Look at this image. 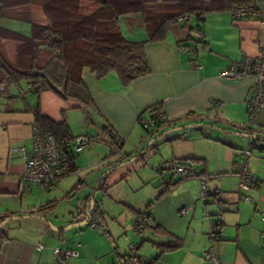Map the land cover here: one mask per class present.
Here are the masks:
<instances>
[{"label":"crops","instance_id":"crops-1","mask_svg":"<svg viewBox=\"0 0 264 264\" xmlns=\"http://www.w3.org/2000/svg\"><path fill=\"white\" fill-rule=\"evenodd\" d=\"M33 23H47L41 4L35 0H0L1 62L13 65L11 51H19L15 38L5 32L28 37ZM118 25L127 40L145 42L149 71L121 84L115 73L97 79L89 68H83L81 78L92 107L62 99L51 90L23 91L21 81L14 85L15 90L0 97V218L16 217L2 226L5 238L0 245V264H59L52 253L57 246L78 253L61 264H116L129 253V247L123 255L117 251L114 257L110 247L117 248V243L97 234L100 228L67 227L87 214L99 176L132 159L159 134L162 136L156 146L151 145L137 159L143 165L151 163L141 172V187L148 193L143 204L122 197L126 195L120 186L127 168H121L123 172L117 178L106 179L104 188H97L101 191L98 198L94 193V204L102 212L107 231L106 216L129 225L148 207L151 224L133 243L148 263L208 264L203 252L209 245L206 234L210 220L219 224L220 240L214 247L220 264H264V148L252 147L254 141L264 146V140H254L240 129L247 121L245 100L251 81L226 80L218 75L243 56L258 54L257 22L235 21L227 9L211 10L204 16L201 40L191 36V18L178 22L157 41H147L148 29L138 15L123 17ZM181 41L195 48L201 68H191L188 56L179 48ZM36 112L55 123L65 121L73 142L85 135L93 140L75 154V171L60 178L51 190L42 184L20 181L25 157L18 148L30 152ZM153 112L162 114L165 123L148 133L139 126L138 118H148ZM257 125L264 137V111ZM105 126L116 138L104 130ZM109 151L117 154L113 163ZM246 151H250L249 157ZM247 159L249 173L258 183L242 191L237 174ZM167 160L183 162L185 170L198 175L180 180L172 173L155 175V167ZM202 181L208 190L204 200L199 197ZM77 184L82 185L76 193L73 189ZM103 196L126 205L133 215L124 214L123 220H117L115 213L103 206ZM60 204L65 209L55 215ZM118 207L122 206H117V212L121 210ZM183 208L186 214L178 215ZM28 215L42 216L51 225L40 218L24 217ZM51 226L66 229L55 231ZM163 246L172 248L162 250Z\"/></svg>","mask_w":264,"mask_h":264},{"label":"trees","instance_id":"trees-1","mask_svg":"<svg viewBox=\"0 0 264 264\" xmlns=\"http://www.w3.org/2000/svg\"><path fill=\"white\" fill-rule=\"evenodd\" d=\"M250 2L252 0H35V3L41 4L47 23L31 24L32 32L28 37L12 31L5 32L15 38L18 52H24L28 59H32V64L26 71H18L0 60V80L4 79L8 84L25 80L28 85L34 86L33 91L51 90L62 99H72L89 108L93 101L81 78L83 68H89L97 79L115 73L121 84H127L149 71L144 52L145 42L127 40L120 31L119 19L138 15L148 29L147 41H157L163 39L168 30L178 22L187 21H178L179 17H194L197 25L203 29L204 16L209 11L227 9L231 12L235 5ZM192 29L193 27L190 29L191 36ZM195 38L201 40L202 36ZM183 42L185 41H181ZM40 49L48 50L49 56L43 63L36 64ZM153 113L152 115H157ZM35 122L65 149L74 140L65 121L55 123L36 112ZM104 130L116 138L108 126ZM117 144L121 146V142L117 141ZM255 148L261 149L262 145L259 143ZM177 162L184 166L183 162ZM71 171H75L73 165ZM107 175L108 173L98 189L104 188ZM196 175L198 174L186 170L185 174L178 176V180ZM43 209L44 207L40 208ZM91 218L98 219L102 233L109 236L102 212L95 204ZM5 219L6 217L0 218V223ZM3 238L5 236L0 231V245ZM171 248L163 246L162 250ZM150 263L152 262L148 264Z\"/></svg>","mask_w":264,"mask_h":264},{"label":"built area","instance_id":"built-area-1","mask_svg":"<svg viewBox=\"0 0 264 264\" xmlns=\"http://www.w3.org/2000/svg\"><path fill=\"white\" fill-rule=\"evenodd\" d=\"M232 19L239 20H255L258 24V54L256 56H243L239 61L232 62L227 67L219 71V76L226 80H238L247 78L251 81L249 94L245 100L247 121L241 126V130L251 135H260L257 118L264 111V0H252L250 3L235 5L231 9ZM193 19L192 33L195 37L203 36V29L197 25L194 17L185 15L179 17L178 21ZM182 53L188 56V62L191 68H201L196 61V53L194 48L186 42L180 44ZM29 90H33L32 84L28 85ZM7 90V81L0 80V97ZM173 122V121H172ZM139 125L146 130H153L158 124L165 123V117L162 114L151 115L148 118H139ZM170 123V122H167ZM93 142L88 136H81L72 142L67 149L60 146L55 138L48 133L43 132L42 127L38 123L32 126L31 134V150L27 152L25 147H20L18 150L25 157L23 173L20 175V181L23 183L42 184L46 190H51L56 182L69 175L75 154L86 149ZM259 143H252V147L258 146ZM246 156L249 157L250 151H246ZM248 159L243 162L238 170L240 182L238 183L239 190L247 191L251 186L257 185L258 181L249 173L247 167ZM155 172L162 175L172 173L175 175H183L186 173L185 167L177 161L167 160L155 167ZM208 195V190L201 182L199 197L204 200ZM247 200V197H244ZM185 208L178 211V215H185ZM264 220V212L261 213ZM207 218V216H206ZM150 208H146L134 220L132 224L133 230L141 234L145 226L150 225ZM91 228L98 230L100 222L96 218L90 219ZM207 239L209 240L208 247L203 252V258L208 264H220L219 257L216 253L214 244L220 240L219 224L214 221H207ZM58 263H63L69 258L78 255L76 250L61 249L58 246L52 251ZM118 264H146L144 256L137 252L136 245L129 246V253L120 258Z\"/></svg>","mask_w":264,"mask_h":264},{"label":"rangeland","instance_id":"rangeland-1","mask_svg":"<svg viewBox=\"0 0 264 264\" xmlns=\"http://www.w3.org/2000/svg\"><path fill=\"white\" fill-rule=\"evenodd\" d=\"M39 53H38L37 58H36V64L43 63L46 60L47 56H49L48 50L46 51V50L40 49L39 50ZM24 54H25L24 52H23V54H21V52L15 53V51H11V54H10L11 55L10 58H12L11 59V62L15 64V65L13 64L14 66L13 65L12 66L15 67V68H17L18 71H26L27 69L30 68V65L32 64V59L31 58L28 59V57H26ZM0 75H1V73H0ZM21 83H22L21 89L23 91H26V90L29 89L28 86H27L28 83L25 80H22ZM16 84H17V82L15 84H14V82L13 83H10L9 84V88L7 89L8 91L6 90V92H4L3 95L6 94L9 91L15 90L14 85H16ZM113 151H115V150H113ZM139 152H141V150ZM107 155L111 157L110 158L111 159V161H110L111 163H113V162L116 161L117 158L115 156H117V154H115V152L113 154V152L111 153L109 151ZM133 158H134L133 161H131V162L125 164V165H123V163L128 162L129 160H126L125 162L119 163L116 167L113 166L112 168H110V172L108 173L106 179L113 180V179L117 178V176H120V173L123 172V171H121V168H124V169L127 168L128 169V172L126 174L124 173V175H126L125 176V181L123 180L124 182L120 186L121 193L123 195H126V196H122V197H124V199H126V200H128L130 202H133V203H142L143 204L146 201V198H147L148 193H147L146 190L142 189V187H141V179H140V178H142L141 172H142V167L148 166V165H149L148 167H150L151 163L149 162V164L143 165L142 164V160H137V159L135 160L136 155H134L132 157V159ZM150 171H151V169H150ZM153 173L158 176V173H156L154 171H153ZM103 174H101L99 176V178ZM147 176H148V173H146V177ZM148 179H151V178H148ZM136 182L139 183V186L136 184ZM72 185L73 184H71L70 188L72 187ZM81 185L80 184H77L74 187L73 190L77 193L78 190H79V188L81 187ZM122 188H124V191H123ZM100 193H101L100 190H97L95 192L97 198L99 197V194ZM102 198H103V206L105 208H108L112 213H115V216L117 217V220H118V217H120L121 220H123L124 219V214H131V215H133V213L131 212V209L128 208L126 205L124 206L123 204H120V203L111 202L109 200V197L108 196H103ZM118 204L120 206H122V207L121 208L118 207L121 210H119L117 212V206H119ZM64 209H65V205L64 204H60L57 207L56 211H55V215L58 214L59 212L61 213V211L64 210ZM145 209L146 208H143L140 212L144 211ZM45 210H47V209H45ZM20 220H22V219H20ZM16 221H19V219L16 220ZM31 221L32 222H35V219H31ZM105 221H106V223L108 225V232L111 233V235L108 236L109 242L112 243L113 241H115L117 243L116 244L117 248L114 247L115 245H112V247H110V251L113 253L114 257L116 256V252L117 251H118L117 253L123 255L124 251H128L129 245H132L133 243H135V241L139 238L140 234L136 233L133 230V228H132L133 222L131 223V221H129V225L130 226L128 225V223L125 224V222H123V221H121V222L118 221V223H117V222H115L113 219H111L108 216L105 217ZM37 222H38V220H37ZM15 223H17V222H13L14 225H15ZM89 225H90V220H88L84 225H81V226H89ZM91 229H93V228H91ZM93 230H95V229H93ZM97 234H100V235L105 236L102 233V228L101 227H100L99 231L97 232ZM133 245H135V244H133ZM104 248H106V247L104 246ZM117 261L115 262L116 264H117Z\"/></svg>","mask_w":264,"mask_h":264},{"label":"water","instance_id":"water-1","mask_svg":"<svg viewBox=\"0 0 264 264\" xmlns=\"http://www.w3.org/2000/svg\"><path fill=\"white\" fill-rule=\"evenodd\" d=\"M176 129H180V128H176ZM162 136V134H159L157 135L156 137H154L153 139H151L143 148V150H141V152H139L137 155H136V158L135 159H138V157L142 154H144L148 148L152 145L153 147L156 146L155 143L158 141V139ZM247 136H250L252 137L254 140H264V137L260 136V135H247ZM262 148H264V146H262ZM133 159H130L128 162H125L123 163V165L133 161ZM122 165V164H121ZM110 171H108L107 173H109ZM106 172L99 178V180L97 181L96 185H95V188L92 192V195H91V198H90V206H89V210L87 212V214L85 215L84 219L80 222H77L75 224H71L70 226H68L67 228H70L72 226H81V225H84L90 218V215L91 213L93 212V209H94V201H93V195L95 193V191L97 190L100 182L102 181V179L104 178V176L107 174ZM24 217H36V218H40L42 220H44L48 225H51L49 221H47L45 218H43L42 216H39V215H28V216H24ZM13 218H16L15 216L14 217H10V218H6L5 220H3L1 223H0V231H2V226L4 225L5 222L9 221L10 219H13ZM52 227V226H51ZM53 230L55 231H63L64 229L66 228H59V229H56L54 227H52Z\"/></svg>","mask_w":264,"mask_h":264},{"label":"clouds","instance_id":"clouds-1","mask_svg":"<svg viewBox=\"0 0 264 264\" xmlns=\"http://www.w3.org/2000/svg\"><path fill=\"white\" fill-rule=\"evenodd\" d=\"M90 219V218H89Z\"/></svg>","mask_w":264,"mask_h":264}]
</instances>
